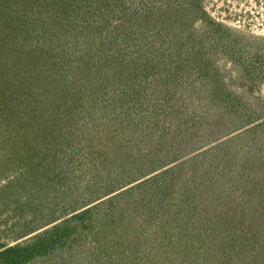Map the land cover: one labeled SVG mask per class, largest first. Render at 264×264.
Here are the masks:
<instances>
[{
  "label": "rangeland",
  "instance_id": "rangeland-1",
  "mask_svg": "<svg viewBox=\"0 0 264 264\" xmlns=\"http://www.w3.org/2000/svg\"><path fill=\"white\" fill-rule=\"evenodd\" d=\"M252 6L0 0V264H264Z\"/></svg>",
  "mask_w": 264,
  "mask_h": 264
},
{
  "label": "trees",
  "instance_id": "trees-1",
  "mask_svg": "<svg viewBox=\"0 0 264 264\" xmlns=\"http://www.w3.org/2000/svg\"><path fill=\"white\" fill-rule=\"evenodd\" d=\"M50 2H52V0H49ZM102 1V0H101ZM48 3V5H49V2H47ZM89 7V10H90V6H91V1H89V5H88ZM57 18H59V16L57 15ZM57 18H54L55 20H57ZM83 24H85V19L83 20ZM158 33H159V31H158ZM157 33V34H158ZM119 44H121V43H119ZM117 47H120V46H117ZM115 55H117V54H115ZM156 57V55H152L151 57H152V59L150 58V61H152V60H154L153 58L154 57ZM181 56H182V58H183V61H185V59L187 60V61H190V57L188 56V48H184V50L182 51V54H181ZM162 61H166L167 62V64H170L169 63V61H170V58H167V60H166V58H163V57H160V60L158 61V65L160 66L161 64L160 63H162ZM149 69H151V68H149ZM31 81V80H30ZM106 108V107H105ZM105 108H103L102 110H104ZM10 250V249H9ZM18 250H21V249H18ZM6 253L7 252H4V254L3 255H6ZM25 256V255H24ZM32 257V255H31V253L30 252H27V256H26V258H23V259H18V261H20V260H25V259H29V258H31ZM17 261V262H18ZM4 264H10L9 262H3Z\"/></svg>",
  "mask_w": 264,
  "mask_h": 264
},
{
  "label": "built area",
  "instance_id": "built-area-1",
  "mask_svg": "<svg viewBox=\"0 0 264 264\" xmlns=\"http://www.w3.org/2000/svg\"><path fill=\"white\" fill-rule=\"evenodd\" d=\"M250 2L253 3L252 8H255V10L250 8L249 11H250L251 15L256 13L254 18L256 20H259L258 14L261 11V21L263 22V26H264V0H250ZM258 8L260 11L258 10Z\"/></svg>",
  "mask_w": 264,
  "mask_h": 264
}]
</instances>
